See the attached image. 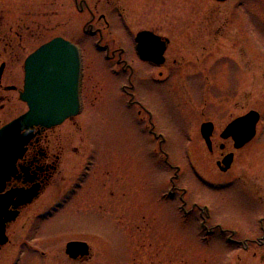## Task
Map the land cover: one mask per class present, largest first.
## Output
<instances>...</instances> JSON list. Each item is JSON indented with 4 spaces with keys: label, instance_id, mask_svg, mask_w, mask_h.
<instances>
[{
    "label": "rangeland",
    "instance_id": "374dc122",
    "mask_svg": "<svg viewBox=\"0 0 264 264\" xmlns=\"http://www.w3.org/2000/svg\"><path fill=\"white\" fill-rule=\"evenodd\" d=\"M160 1L153 0L152 20L175 27L169 93L140 78L133 104L74 12L85 108L61 127L70 152L15 226L23 237L10 234L46 254L25 252L21 264H264L257 223L264 216V0ZM250 111L260 115L256 137L236 151L220 135ZM204 122L215 126L213 153L200 134ZM230 152L234 163L221 173L216 163ZM71 241L87 243L90 258L71 262L64 253Z\"/></svg>",
    "mask_w": 264,
    "mask_h": 264
},
{
    "label": "flooded vegetation",
    "instance_id": "af4514ba",
    "mask_svg": "<svg viewBox=\"0 0 264 264\" xmlns=\"http://www.w3.org/2000/svg\"><path fill=\"white\" fill-rule=\"evenodd\" d=\"M154 2L164 3L160 0ZM154 8L153 0H0V130L27 113L26 93L30 86L29 76L34 69L31 59L35 53L55 40H61L76 46L81 57L79 115L70 117L51 129H36L33 139L15 164V173L8 176L0 187V195H6L13 190L37 192V197L20 208L17 217L5 225L6 242L0 246V264H21L25 252L40 253V257H46L40 246L30 244L24 238L14 239L10 234L13 233L16 237L22 234L18 237H23L24 228L15 226L20 222L25 223L28 219L31 213L27 212V209H35L34 204L39 201L44 189L50 184L52 175L61 166L64 153L69 151L70 135L63 132L61 127L73 123L85 108L86 63L82 48L76 42L79 28L73 21L74 12L84 18L81 28L84 38L88 42L92 40L97 51L104 55L107 62L113 63L119 70L120 78L125 79L122 90L132 98L133 104L137 80L147 78L148 83L166 91L171 78L170 48L173 43L172 30L175 27L171 26L168 18L155 24L152 20ZM143 55L162 61L158 64L153 59H145ZM167 91L169 93V89ZM162 98H165L163 94ZM225 142H229L234 149L231 139ZM219 150L223 152L225 145H219ZM230 153H221V160ZM17 201L13 199L12 202ZM253 201L260 203L261 198ZM182 203L184 208L187 203ZM199 211L202 226L208 230L205 224L210 220L209 210L203 208ZM39 215L30 216L33 224L30 230L33 234L39 232V228L34 225ZM49 217L52 218L53 215ZM257 223L261 231H264V216H260ZM12 228L14 229L10 232ZM247 244L246 240L241 243L242 247ZM86 251L87 254L79 251L70 255L65 246L64 253L71 262H84L90 258V247L86 248Z\"/></svg>",
    "mask_w": 264,
    "mask_h": 264
},
{
    "label": "water",
    "instance_id": "95a60500",
    "mask_svg": "<svg viewBox=\"0 0 264 264\" xmlns=\"http://www.w3.org/2000/svg\"><path fill=\"white\" fill-rule=\"evenodd\" d=\"M225 1V0H216ZM161 63V59L150 58ZM34 69L29 76L30 86L26 93L28 112L0 131V187L8 176L15 173V164L22 157L28 143L33 139L36 129H51L61 125L66 119L77 116L80 107L78 88L80 77V54L78 49L61 40L44 46L31 59ZM44 64V66H42ZM260 115L251 111L246 116L230 123L221 138H231L236 150L242 149L256 136ZM214 126L206 123L201 126V136L211 153ZM233 154L218 163L222 172L230 169ZM223 165V166H222ZM2 188H0L1 192ZM37 192L15 190L0 197V246L5 243V224L13 221L20 208L31 203ZM13 199L18 200L13 203ZM11 208V211L9 210ZM87 244L71 242L67 252L72 255L87 254Z\"/></svg>",
    "mask_w": 264,
    "mask_h": 264
}]
</instances>
